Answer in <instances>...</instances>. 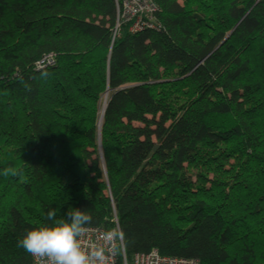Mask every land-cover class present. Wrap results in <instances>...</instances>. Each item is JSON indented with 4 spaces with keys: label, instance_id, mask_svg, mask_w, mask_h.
<instances>
[{
    "label": "trees",
    "instance_id": "trees-1",
    "mask_svg": "<svg viewBox=\"0 0 264 264\" xmlns=\"http://www.w3.org/2000/svg\"><path fill=\"white\" fill-rule=\"evenodd\" d=\"M152 2L0 0V264L72 207L127 262L264 264V0Z\"/></svg>",
    "mask_w": 264,
    "mask_h": 264
},
{
    "label": "clouds",
    "instance_id": "clouds-1",
    "mask_svg": "<svg viewBox=\"0 0 264 264\" xmlns=\"http://www.w3.org/2000/svg\"><path fill=\"white\" fill-rule=\"evenodd\" d=\"M47 219L52 224L31 228L18 241V246L42 264H108L115 242L124 233L115 229L100 233L95 241L86 239L91 215L71 208L57 219L56 210L49 209Z\"/></svg>",
    "mask_w": 264,
    "mask_h": 264
},
{
    "label": "built area",
    "instance_id": "built-area-1",
    "mask_svg": "<svg viewBox=\"0 0 264 264\" xmlns=\"http://www.w3.org/2000/svg\"><path fill=\"white\" fill-rule=\"evenodd\" d=\"M115 9H116V25L118 23V19L121 16L125 17H134L135 20L131 25L130 29H128L129 34H137L144 30H152V31H159L160 25L156 21L153 13L155 12V7L153 2L149 0L151 3L150 10L151 13H147L146 11H141L139 9L140 6H145L146 3L144 0H125L122 4V7L119 5L117 6V0H113ZM256 1V0H254ZM119 4L122 3V0L118 1ZM134 10V13H133ZM139 11V12H137ZM44 63V64H42ZM51 56L46 58L44 61L38 64V67L44 65H51ZM115 230L118 231L116 227ZM103 231L97 228H88V233L86 239L89 241H95L97 236L102 233ZM30 264H42V261L39 258H35L31 255V263ZM108 264H199L196 260H185L181 258H169L160 256L157 251L151 250L146 254H137L134 255L130 262H127L123 252V245L121 239H118L114 245V251L109 255Z\"/></svg>",
    "mask_w": 264,
    "mask_h": 264
},
{
    "label": "rangeland",
    "instance_id": "rangeland-1",
    "mask_svg": "<svg viewBox=\"0 0 264 264\" xmlns=\"http://www.w3.org/2000/svg\"><path fill=\"white\" fill-rule=\"evenodd\" d=\"M119 0H117V6H121L122 7V4L125 0H122V3L119 4L118 2ZM151 1V0H150ZM144 2L146 3V5L143 7V6H140L139 9L143 12V11H146L147 13H151V10H150V6H151V3L149 2V0H144ZM152 2V1H151ZM115 4V3H114ZM139 12V11H137ZM133 13H134V10H133ZM154 17H155V12L153 13ZM136 16H131V17H125V16H121L119 19H118V23H117V26L114 27V34L113 36L116 35L117 31L119 30V27L120 25H127L128 26V29H130L131 25L133 24V21L135 20ZM156 19V18H155ZM116 25V23H115Z\"/></svg>",
    "mask_w": 264,
    "mask_h": 264
},
{
    "label": "water",
    "instance_id": "water-1",
    "mask_svg": "<svg viewBox=\"0 0 264 264\" xmlns=\"http://www.w3.org/2000/svg\"><path fill=\"white\" fill-rule=\"evenodd\" d=\"M104 109V108H103ZM102 114H103V111H102V113H101V116H102Z\"/></svg>",
    "mask_w": 264,
    "mask_h": 264
}]
</instances>
